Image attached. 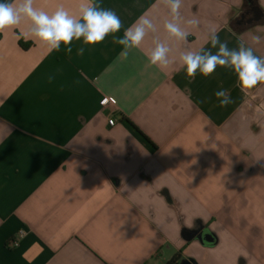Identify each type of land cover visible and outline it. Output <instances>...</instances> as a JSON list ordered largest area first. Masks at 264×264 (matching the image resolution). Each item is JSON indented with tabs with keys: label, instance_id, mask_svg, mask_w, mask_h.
<instances>
[{
	"label": "crops",
	"instance_id": "1",
	"mask_svg": "<svg viewBox=\"0 0 264 264\" xmlns=\"http://www.w3.org/2000/svg\"><path fill=\"white\" fill-rule=\"evenodd\" d=\"M80 3L34 0L49 13ZM99 3L121 18L117 35L144 14L158 30L127 59L111 36L81 56L82 41L49 51L27 22L0 32V264H166L177 253L264 264V84L242 91L219 67L189 78L178 62L210 47L212 29L264 56V0H183V42L164 31L160 0ZM154 38L177 59L167 70L148 61Z\"/></svg>",
	"mask_w": 264,
	"mask_h": 264
},
{
	"label": "clouds",
	"instance_id": "2",
	"mask_svg": "<svg viewBox=\"0 0 264 264\" xmlns=\"http://www.w3.org/2000/svg\"><path fill=\"white\" fill-rule=\"evenodd\" d=\"M168 8L170 19L163 24L167 36L176 42L187 40L189 32L181 26L180 9L183 0H160ZM27 22L26 35L46 46L49 51H59L65 46L71 54L74 41H82L77 55L85 53L86 46L101 44L109 36L113 43L122 46L121 58L127 59L130 49H138L149 34L157 32V25L147 14L141 15L130 26L124 28L122 35H117L123 28L121 18L112 9L101 6L99 0H81L78 14H72L63 6L53 12L34 6V0H0V32L15 29ZM197 26V19L186 22ZM253 43L259 44L260 36L252 37ZM154 46L146 53L150 65L160 70H167L177 63L172 56L170 44L153 40ZM210 47H202L198 51H184L179 54L178 62L189 78L197 73L204 77L212 75L216 69L230 70L236 77L238 87L251 90L264 84V56L255 54L254 49L243 40H239L235 48H230L227 41H222L216 29H212L209 40ZM215 49V51H213ZM53 77H49L51 81ZM220 107L232 103L227 90L220 89L214 93Z\"/></svg>",
	"mask_w": 264,
	"mask_h": 264
},
{
	"label": "built area",
	"instance_id": "3",
	"mask_svg": "<svg viewBox=\"0 0 264 264\" xmlns=\"http://www.w3.org/2000/svg\"><path fill=\"white\" fill-rule=\"evenodd\" d=\"M102 105L104 107H109V106H114L115 105V102L113 99L109 98V97H105L102 101ZM116 124V120L114 118H110L109 120V125L110 126H115ZM24 236V232L21 231L18 235L19 238L17 239H14L10 242V246L11 247H17L19 245V240Z\"/></svg>",
	"mask_w": 264,
	"mask_h": 264
},
{
	"label": "water",
	"instance_id": "4",
	"mask_svg": "<svg viewBox=\"0 0 264 264\" xmlns=\"http://www.w3.org/2000/svg\"><path fill=\"white\" fill-rule=\"evenodd\" d=\"M199 240L206 245H212L214 243V238L210 234H206V235L201 234L199 236ZM179 264H197V262L193 259H186L181 261V263Z\"/></svg>",
	"mask_w": 264,
	"mask_h": 264
},
{
	"label": "trees",
	"instance_id": "5",
	"mask_svg": "<svg viewBox=\"0 0 264 264\" xmlns=\"http://www.w3.org/2000/svg\"><path fill=\"white\" fill-rule=\"evenodd\" d=\"M21 45L23 47H27L28 44H25L23 42H21ZM184 258L182 257L181 253H177L170 261H168L166 264H179L181 263V261H183Z\"/></svg>",
	"mask_w": 264,
	"mask_h": 264
},
{
	"label": "flooded vegetation",
	"instance_id": "6",
	"mask_svg": "<svg viewBox=\"0 0 264 264\" xmlns=\"http://www.w3.org/2000/svg\"><path fill=\"white\" fill-rule=\"evenodd\" d=\"M248 13H247V15L246 16H248V14L251 12V9H248V11H247Z\"/></svg>",
	"mask_w": 264,
	"mask_h": 264
}]
</instances>
